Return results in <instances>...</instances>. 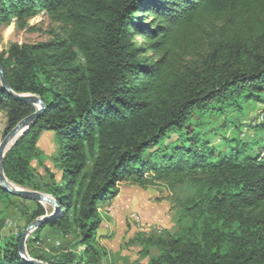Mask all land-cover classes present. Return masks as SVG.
I'll return each mask as SVG.
<instances>
[{
    "label": "trees",
    "instance_id": "obj_1",
    "mask_svg": "<svg viewBox=\"0 0 264 264\" xmlns=\"http://www.w3.org/2000/svg\"><path fill=\"white\" fill-rule=\"evenodd\" d=\"M41 11L63 38L0 51L11 90L45 103L3 161L10 182L59 203L28 237L29 257L100 264L99 205L121 182L165 180L193 193L176 201L172 228L141 234L146 264H264V122L219 148L199 121L264 105V0H0V26L23 27ZM0 111L7 134L34 107L0 83ZM45 131L53 169L37 144ZM9 198L33 204L26 226L53 212L0 186V203ZM4 224L0 211V264H30L19 256L22 231L3 236ZM44 230L73 237L74 249L35 246Z\"/></svg>",
    "mask_w": 264,
    "mask_h": 264
},
{
    "label": "rangeland",
    "instance_id": "obj_2",
    "mask_svg": "<svg viewBox=\"0 0 264 264\" xmlns=\"http://www.w3.org/2000/svg\"><path fill=\"white\" fill-rule=\"evenodd\" d=\"M65 31L66 28L63 25L54 21L42 11L28 19L26 25L23 27H18L16 21L12 19L8 24L0 26V51L6 50L12 43L36 44L58 40L65 36ZM263 107V104L249 102L244 105L242 113L230 110L224 116L205 115L199 121L202 122L203 128L206 131L210 129L215 130L216 134L213 140H220L218 146L222 148L225 145L224 137L229 139L241 138L239 136L240 131L253 132L255 125L264 122V118L263 120H251ZM6 120L4 111H0V142L6 135ZM194 120L195 118L192 121ZM241 121L244 123L240 130L237 129L236 131V124ZM248 138L250 137L243 139ZM37 144L47 156L44 164L53 169L51 157L56 151L54 133L52 131L42 132ZM32 165L40 170L37 162L33 161ZM117 189L116 196L112 198L113 204L111 199L108 202L101 203L100 207H98L101 218H105L106 221L111 222V227L113 228L107 232L106 236L109 239L108 243L113 245L110 247L113 248L110 250L105 248L107 250V257L100 264H146L149 257L146 256V250L140 246L138 239L141 237V234H160L164 229L172 228L177 219L176 201L179 198L189 197L193 193L191 186L186 181L174 182L162 180L145 185L121 182L117 185ZM43 205L46 208L50 207L48 204ZM107 206L112 207L111 212H109ZM32 207L33 204L31 202H22L14 198L2 201L0 203V211L5 217L2 235L7 236L10 233H17V231L23 232L26 228V215L30 213ZM260 208H264V204ZM259 210L255 209L251 213L255 214ZM115 211H119L117 215L119 217L116 216ZM138 222L144 224L147 230H138L140 229L136 225ZM41 235L44 242L37 241L35 246L44 251H51V254H53L52 248L61 250L63 246H65L64 248L69 246L74 249L72 244L75 240L71 236L64 237L56 231L51 232L49 230H44ZM78 248L79 246L76 249Z\"/></svg>",
    "mask_w": 264,
    "mask_h": 264
},
{
    "label": "water",
    "instance_id": "obj_3",
    "mask_svg": "<svg viewBox=\"0 0 264 264\" xmlns=\"http://www.w3.org/2000/svg\"><path fill=\"white\" fill-rule=\"evenodd\" d=\"M0 83L3 89L11 95L15 100L24 102L34 107V112L22 118L2 139L0 142V186L8 193L21 197L23 199L36 201L43 204H48L53 208V212L41 216L26 226L19 239V256L30 264H49L40 260L29 257L26 249V240L28 236L39 226L47 220L53 218L59 210V203L50 195L41 191L31 190L19 187L10 182L3 171V161L9 150L16 143V141L24 134V132L41 116L45 110V103L43 100L34 94L30 93H15L9 87L6 81L3 68L0 64Z\"/></svg>",
    "mask_w": 264,
    "mask_h": 264
},
{
    "label": "crops",
    "instance_id": "obj_4",
    "mask_svg": "<svg viewBox=\"0 0 264 264\" xmlns=\"http://www.w3.org/2000/svg\"><path fill=\"white\" fill-rule=\"evenodd\" d=\"M112 204H113V199L111 200ZM114 210V209H113ZM119 211H115L116 216L118 215ZM114 216V215H112ZM119 217V216H117ZM113 228L111 227V222H108L105 220V218L102 219L101 224L97 230V240L99 241V244L106 248L107 250H110L113 247L112 244L108 243V238L107 236V232H109L110 230H112ZM80 249V247L78 248V250Z\"/></svg>",
    "mask_w": 264,
    "mask_h": 264
},
{
    "label": "built area",
    "instance_id": "obj_5",
    "mask_svg": "<svg viewBox=\"0 0 264 264\" xmlns=\"http://www.w3.org/2000/svg\"><path fill=\"white\" fill-rule=\"evenodd\" d=\"M263 118H264V107L260 110V111H258L255 115H254V117H252L251 118V120L252 119H261V120H263ZM239 136H241V138H246V137H251V136H253V132H248V131H245V130H243V131H240V135ZM108 207V209H109V212H111V210H112V207L111 206H107ZM138 221V220H137ZM137 226H139V228L140 229H138V230H147L146 228H145V225L144 224H140L139 222L136 224ZM16 233V232H15Z\"/></svg>",
    "mask_w": 264,
    "mask_h": 264
}]
</instances>
